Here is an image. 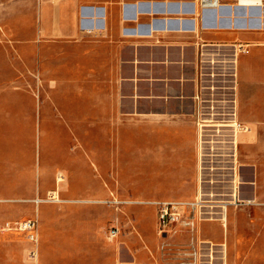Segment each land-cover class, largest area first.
Segmentation results:
<instances>
[{
  "label": "crops",
  "instance_id": "obj_1",
  "mask_svg": "<svg viewBox=\"0 0 264 264\" xmlns=\"http://www.w3.org/2000/svg\"><path fill=\"white\" fill-rule=\"evenodd\" d=\"M11 1L0 19L24 25V33L17 28L11 29V26L6 28L11 37L25 39L26 67L31 74L27 82L30 80L34 84L36 76L40 82L38 87L55 86L57 99L0 95V143L14 147L17 129L28 126L37 125V134L46 135L41 124L42 120L47 121L44 105L48 106L50 102L56 104L58 129L67 124L66 103L79 102L78 111L82 115L71 124L76 127L80 125V118L84 119L86 115L92 119H106V123H101L106 126L109 114L112 115L114 105L118 104L123 112L122 121L124 113L129 115L128 119L135 118L138 127H143L144 135L146 132L155 134L160 121L175 123L176 129L168 141L172 149L169 163L181 167L190 161L187 165L193 169L194 184L196 129L189 95L195 89V61L200 46L229 44L236 40L249 43V52L239 54L237 60V117L246 126L238 135L237 161L243 185L251 186L250 193L243 195L241 192V197L253 198L254 202L229 207L226 225L218 220L197 221L193 237L224 245V255L229 263L264 264V224L255 229L252 224L258 218L253 222L246 219L245 226L239 229L236 225L232 232L230 230V222L237 224L238 213L246 206L264 208L255 175L257 161L254 158L251 161L242 147L244 133H251L248 145L258 146L257 150L264 147L261 138L264 135V0L257 4L217 0L221 3L219 7L206 8L201 7L199 0ZM6 3L0 0L1 7L7 6ZM70 88L74 89L75 96L68 94ZM22 102L26 104L25 108L17 106ZM248 105L249 114L245 115L243 110ZM19 111H25L26 118L16 117ZM131 114L136 117H130ZM148 121L154 122L153 129L147 127ZM125 125L129 126V123L123 122L122 129ZM19 148L9 147L11 153H0L2 203L15 198L24 189L34 191V168L12 154ZM143 152L145 157V150ZM242 152L250 163L243 161ZM40 169L39 161L38 181ZM175 178L169 179L170 184L179 182ZM86 193L93 195V192ZM58 212L51 209L39 211L41 223L37 236L42 264H69L71 259L73 264H93V223L86 218L90 211L77 220L67 218L69 214L62 218ZM209 223L220 226V238L203 234V225ZM157 225L156 219V240L150 243L156 244L153 245L158 255ZM10 230L0 224V264H19V259H24V264H33L29 260L33 258L28 256V251L34 247L33 241L27 235L18 240L17 234ZM138 236L141 240L137 249L139 259L127 253V264H174L171 256L147 260L145 248L150 237L147 240L139 231ZM190 238L188 231L177 228L168 239L187 245ZM55 259L57 261L53 262Z\"/></svg>",
  "mask_w": 264,
  "mask_h": 264
},
{
  "label": "rangeland",
  "instance_id": "obj_2",
  "mask_svg": "<svg viewBox=\"0 0 264 264\" xmlns=\"http://www.w3.org/2000/svg\"><path fill=\"white\" fill-rule=\"evenodd\" d=\"M5 1L8 4L0 6V16H3L8 5L12 3L11 0ZM6 26L20 29L22 33L25 30L24 25L14 23V20L10 24L8 20L4 22L0 19V71L2 72L0 95H13L22 99L47 96L56 100L55 86L38 87L40 82L37 81L36 76L34 84H31L30 80L29 83L27 82V77H31L29 76L31 74L26 67L25 39L11 37ZM68 94L75 96L74 89L70 88ZM78 104L79 102L74 101L66 103L64 109L68 116L65 128H57L56 104L50 102L48 106L44 105L48 109H46L48 118L45 122L42 120L41 124L42 130L47 132L46 135L37 134V125L32 128L28 126L17 129L19 134L23 131L24 133L15 134L17 141L14 147L0 143V153L3 152V155L9 152V147L12 149L20 147L12 154H15L20 162L27 163L30 168L33 167L36 174L33 193L24 189L15 198L5 200L3 203L0 201V224L11 229L10 231L17 234L18 240H21L30 233L29 230H21L18 227L28 219L35 222L33 232L37 235L41 223L39 211L41 213L43 209L57 210L62 218L69 214L67 218L72 220H77L83 213L90 211V215L86 218L93 223V264H127V253L139 259L137 249L141 240L138 231L145 235L147 240L150 237L145 248L147 260L151 261L162 255L170 256L175 247L181 245L173 239H165L160 234L158 209L154 202L171 200L175 197L189 196L192 199V189L196 185V191L198 186L197 165L194 184L193 169L187 165L190 161L181 167L173 166L174 162L169 163L172 149L168 141L176 129L175 123L160 121L155 134L146 132L144 135L143 127L140 125L138 127L135 118L128 119L129 115L124 113L125 119L122 121L121 106L116 104L112 115L109 114L110 120L106 126H104L106 119L102 121L86 115L84 119L80 118V125L76 127L71 124L82 115L78 111ZM17 106L25 108L26 104L22 102ZM124 109L128 110L127 107ZM243 112L245 115L249 114V105ZM16 117L26 118L25 111L23 113L19 111ZM130 117H136V114H131ZM102 122L105 123L101 124ZM123 122L129 123L130 127L125 125L122 129ZM146 125L151 129L154 128V122L148 121ZM250 136L251 133L242 134V139L245 141L242 147L251 161L254 159L257 161L256 181L260 199L264 201V147L257 150L258 146L248 145ZM261 138L264 139V135ZM242 153L243 161L250 163V160L245 158V152ZM39 161L41 169L38 181ZM174 176L179 182L170 184L169 179ZM250 188L248 184L243 185V195H248ZM86 192H93V195L88 196ZM52 218L57 219L58 216ZM156 219L158 255L154 243ZM246 219L248 222L256 219L252 226L255 229L261 228L264 224V208L246 206L238 213L237 224L234 221L230 222L231 232L236 225L239 229L245 226ZM112 227L119 229L116 236L111 235ZM202 228L206 236L220 238L222 235L220 226L215 223L204 224ZM152 241L154 242L150 243ZM38 243L37 236V240L33 241V249L28 251V256L33 258L29 260L33 264H42V259H39ZM56 261L57 259L53 262ZM70 262L69 264H73V259ZM19 264H24V259H19Z\"/></svg>",
  "mask_w": 264,
  "mask_h": 264
},
{
  "label": "built area",
  "instance_id": "obj_3",
  "mask_svg": "<svg viewBox=\"0 0 264 264\" xmlns=\"http://www.w3.org/2000/svg\"><path fill=\"white\" fill-rule=\"evenodd\" d=\"M202 8L219 7L217 0H199ZM238 4L261 3V0ZM249 43L200 46L196 59L195 89L189 95L196 126L198 186L192 199L157 200L159 232L171 238L177 228L190 233V242L176 246L170 255L174 264H234L224 255V245L194 238L197 221L218 220L226 225L227 210L254 202L241 197L244 183L237 161L238 135L246 126L237 117V60L249 52ZM35 222L24 221L18 228L29 230L31 241L37 240ZM111 235L119 232L112 227ZM34 254V251L32 252Z\"/></svg>",
  "mask_w": 264,
  "mask_h": 264
}]
</instances>
